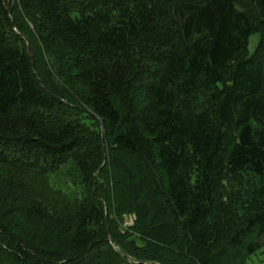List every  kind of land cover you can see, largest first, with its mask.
Instances as JSON below:
<instances>
[{"label":"trees","instance_id":"obj_1","mask_svg":"<svg viewBox=\"0 0 264 264\" xmlns=\"http://www.w3.org/2000/svg\"><path fill=\"white\" fill-rule=\"evenodd\" d=\"M19 2L0 0V264H248L264 184L219 211L227 185L264 183V0ZM107 154L133 161L124 235Z\"/></svg>","mask_w":264,"mask_h":264},{"label":"rangeland","instance_id":"obj_2","mask_svg":"<svg viewBox=\"0 0 264 264\" xmlns=\"http://www.w3.org/2000/svg\"><path fill=\"white\" fill-rule=\"evenodd\" d=\"M5 1L11 6V8L14 11L16 10V5L18 7L20 4L19 0H5ZM30 25H31V23H30ZM259 41H260L259 35L251 36L250 41H249V50H248L249 55H252L254 53ZM28 45H29V42H28ZM46 65L48 67V68H46V70L49 71L50 64L47 62ZM51 65L54 66V62H52ZM56 67H57V65H56ZM85 109L90 110L87 107ZM106 140L107 139H106L105 135H103L102 136V146L104 147V149H103L104 153H107V151L109 152V148H107L109 146L106 143ZM115 155L114 156L118 158V161H117L118 164L117 163L115 164L113 162L114 156H110L109 154H107V159L102 164L103 167L108 165L107 169L110 170L109 171V178L110 179L108 180L107 174L104 172V174L102 176H100L99 180H100L101 184H103L105 190H109V195L107 194L106 200H104L106 216L108 218L111 217L112 219L115 220V223L117 224V227H118L117 229L120 231L121 234L124 235V234H126L132 230V228L134 227V225L137 221V216L133 211L129 210V208H128L129 206H128L127 202L125 201L126 198L124 197V195H122L124 198L123 204L118 203L119 197H120L119 191H120L121 187L125 185V180H126L119 173H120V171H122L124 166H127L129 168L132 167L133 161H132V159H130L127 156H124L121 154H119V155L115 154ZM111 163L115 164V168L114 167L111 168L113 166V164L111 165ZM62 171L63 170H61L59 172H62ZM114 175H115L116 181H114V179H113ZM51 181L57 187L62 188L66 192H79L80 191V190H78V188L76 186L72 185V181H68V184H69L68 186L65 185L64 180L61 178V174H58V173L53 174L51 176ZM244 181L246 183L243 185L242 184H240V185L233 184L231 186L230 185L226 186L227 193L225 195L226 197H224V203L225 204L220 206V211H219L220 214H222L223 211H225L227 213L228 212L231 213V215H235V214L238 215V213L241 215H244L243 214V211H244L243 203L249 202V198L254 200L256 198L254 195L255 190L260 188L264 184L260 180L255 181L253 178L245 179ZM116 186H117V188H116ZM251 193H253V196H251ZM121 199H122V197H121ZM256 200L254 201V204L256 203ZM119 212H120V214H119ZM44 229H46V228L44 227ZM51 234H52V237L57 242H61V240L66 239V237H65L66 235L64 234L65 236H62L60 234V232L51 233ZM62 237L64 239H60ZM110 239H112V237ZM260 243H261V249H259L254 255L249 257L248 264H264V237L260 240Z\"/></svg>","mask_w":264,"mask_h":264}]
</instances>
